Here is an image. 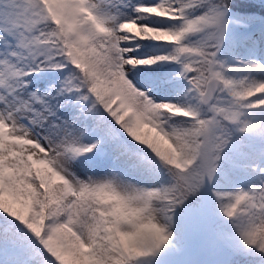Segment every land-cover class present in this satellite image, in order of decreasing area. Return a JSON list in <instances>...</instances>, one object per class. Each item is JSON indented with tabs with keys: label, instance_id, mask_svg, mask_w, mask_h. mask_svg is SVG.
Masks as SVG:
<instances>
[{
	"label": "snow or ice",
	"instance_id": "snow-or-ice-1",
	"mask_svg": "<svg viewBox=\"0 0 264 264\" xmlns=\"http://www.w3.org/2000/svg\"><path fill=\"white\" fill-rule=\"evenodd\" d=\"M233 6L0 0V264H166L189 229L264 264V61L229 63Z\"/></svg>",
	"mask_w": 264,
	"mask_h": 264
},
{
	"label": "trees",
	"instance_id": "trees-1",
	"mask_svg": "<svg viewBox=\"0 0 264 264\" xmlns=\"http://www.w3.org/2000/svg\"><path fill=\"white\" fill-rule=\"evenodd\" d=\"M233 9L232 11L234 13L239 14L240 16L245 17H255L252 20H249V27L247 28V33H249V36L244 37L242 35L241 29H237L235 26H233L232 31L236 34V40L235 43L231 40H229L224 49V54L229 57V63L232 62L231 56L235 55L239 58H246L248 56H244L243 52L247 50L246 47L253 46L255 50V54H252V56H257V58H260L262 61H264V24H262L259 20V17L261 15H264V0H233ZM255 10V11H250ZM151 22L153 23H160L158 18H152ZM255 25V29L253 32L252 26ZM152 43V42H147ZM153 47H155L153 45ZM143 83H150L151 81L147 79H143ZM215 255L221 260H226V256H224L223 253L218 252L216 250ZM175 260L178 261L180 259V264H198L193 261H185L182 260L183 258L181 256H175L173 257ZM216 259V258H215ZM218 260V259H217ZM173 261V262H174ZM214 262L205 261L204 264H212Z\"/></svg>",
	"mask_w": 264,
	"mask_h": 264
},
{
	"label": "rangeland",
	"instance_id": "rangeland-1",
	"mask_svg": "<svg viewBox=\"0 0 264 264\" xmlns=\"http://www.w3.org/2000/svg\"><path fill=\"white\" fill-rule=\"evenodd\" d=\"M252 29L254 32L255 25L252 26ZM241 32L244 37L249 36V33H247V29H241ZM211 248L213 247L205 243L203 236L200 233L196 232L195 230L189 229L185 237V251L184 254L181 256L183 258L182 260L192 261L193 257L194 261L203 259L208 255V252ZM173 257L174 256H166V264L181 263L180 259L178 261H174L175 259ZM200 264H204V261H200Z\"/></svg>",
	"mask_w": 264,
	"mask_h": 264
}]
</instances>
